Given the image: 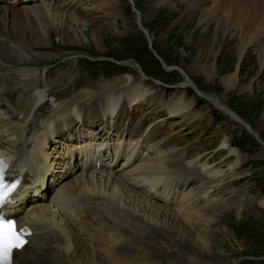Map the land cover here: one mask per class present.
<instances>
[{"label":"rangeland","instance_id":"rangeland-1","mask_svg":"<svg viewBox=\"0 0 264 264\" xmlns=\"http://www.w3.org/2000/svg\"><path fill=\"white\" fill-rule=\"evenodd\" d=\"M109 2H114V5L109 7L106 5ZM4 3H0V7L4 9L29 12L34 8L37 9V6L49 5L50 9L54 10L46 18L47 30L44 33L46 45L32 49L36 56L49 55L47 59L39 60L32 66L40 68L38 73L41 81L51 82L50 87L44 89L47 96L50 94V98L44 105H39V110L33 119L34 123L40 124L44 119L46 120L54 109L57 98L69 99L88 86L115 85V81L117 83L114 95H118L121 91L119 88L124 87L119 84L123 82L126 84V79L129 77L131 82L134 81L133 85L137 84L147 90L151 97L146 104L136 105L135 110L130 108V111L119 119L126 128H116L115 138H112L115 139V143H118L117 140L125 134L131 142H126L127 145L124 146L126 148L134 146L136 149L139 138L143 136V134L139 135L142 130L138 135H132L136 136L134 138L130 135L135 133L136 125L140 123V125L152 126L149 131L156 133L148 144L157 146H148L143 154L139 151L143 157L149 155V152L160 150V155L166 161L172 154L180 153L177 162H167L171 169L174 168L179 172H185L184 165L198 158H202L203 163L206 164L221 163L214 168L225 172L223 183L218 185L203 181L202 184L205 186L200 187L196 175L192 174L189 181H193L191 182L193 189L188 190L189 181L183 188L186 190L184 194L187 195L194 196L200 192L201 197L204 196L201 198L204 204L220 203L214 211L201 212L200 217L204 220L210 219L209 223L205 226L202 224L188 228L190 236L183 242L187 241L191 245L179 244L182 236L177 237V233L172 234L174 237L172 243L165 244L162 238L159 243L152 242L149 241L153 239L151 238L144 243H138L150 252H147V249L141 250V247L121 250L128 254L129 262L132 264L144 262L147 264H264V147L251 131L248 132L233 122L229 115H225L226 108L230 107L256 129L261 134V140H264V77L261 80L256 77L258 72L254 62L256 56L252 55L251 59L243 63V71L240 67L237 68L239 75L236 81L232 80L234 89L227 90L225 82L231 79V74L216 73L209 79L193 66L208 64L217 70L218 67L225 68L224 61L229 57L227 52L233 53L234 47H230L231 44L226 49L217 48L215 58L207 61L205 55L208 53L207 48L213 44L212 39L208 41L206 37L197 33V30L203 29V26H198V22H192V27L186 28L188 20L183 19L184 9L177 10L174 2L170 0L167 1V5L172 11L169 9L168 12L175 15L155 9L157 4L159 5V0H76L74 3L79 7L76 11L64 8L62 0H31L18 4L11 3L12 5ZM152 5L155 6L153 9ZM184 8L187 9V6ZM222 15L226 16V12ZM74 17L78 18L79 23ZM33 19L31 18L30 22L34 33L31 30L33 35L29 38L32 43H36L38 32ZM22 20L5 10L0 11V29L5 24L8 28L17 27L16 24ZM239 33L241 32L234 33L236 40H238L237 36L240 37ZM18 36L21 37V34ZM139 66L151 78L150 80L142 82V79L146 78ZM188 78L198 86V89L191 81L189 82ZM184 82H189L190 85L184 87ZM28 93L31 97L37 95L33 88L29 89ZM211 97L214 101L221 102L222 109L219 106L220 110L213 107ZM181 99L189 113H183L177 118H169L168 107L172 104L178 108ZM6 100L15 109L22 108L20 104L23 100L22 92L7 96ZM89 103L79 108L82 116L91 113ZM45 110L47 114L39 118L38 113L43 114ZM133 111L135 116L132 119ZM128 115L130 120L125 122ZM68 117H60L56 124L61 127L64 140L75 139V136L79 139L84 132L83 129L87 130L89 127L76 125ZM123 117L126 118L122 120ZM106 119V117L102 120L97 119L95 124V127L98 126L97 131H101L107 124ZM160 130L163 132L161 133ZM93 131L89 132L93 134ZM149 131L143 139L148 140ZM37 135V132L31 134V139L34 140ZM132 139H136V143H133ZM157 141L160 142V146ZM223 141H227L238 152V157L227 158L226 151H217ZM165 148L169 153H164ZM237 160L242 163L240 168L235 173L229 171V165ZM196 170L198 171V168ZM185 182L184 176H171L169 179H162L154 188L159 191L179 192ZM205 182L208 184L206 185ZM145 187L142 191L149 192L150 200L160 202L158 204L163 203L150 195L151 191H155L152 183ZM172 198L171 196V201ZM199 203L200 201L196 205ZM165 222L164 220L163 223ZM144 228L142 235L149 233L147 226ZM104 243L97 244L100 247L93 245L97 254L102 255L106 251L117 250L118 241H115L114 245L111 241Z\"/></svg>","mask_w":264,"mask_h":264},{"label":"bare ground","instance_id":"bare-ground-1","mask_svg":"<svg viewBox=\"0 0 264 264\" xmlns=\"http://www.w3.org/2000/svg\"><path fill=\"white\" fill-rule=\"evenodd\" d=\"M19 1V3H23L30 2L31 0ZM75 1L62 0V6L75 11L79 10L77 2L74 3ZM167 1L159 0V5L157 4V7L154 6L155 4L152 5V9L155 7V9L157 8L160 11L174 14L168 12L171 8L167 5ZM170 1L174 2L173 4L176 5L174 7L177 10L184 9L183 19L188 20L186 28H191L192 22H198V26H203V29L197 30V33L206 37L208 41L212 39L213 44L210 48H207L208 53L205 55L207 61L215 58L217 55L215 50L217 48L226 49L231 44L232 46L230 47H234L233 53L229 54L227 52L229 57L226 60L224 59L225 56L223 57V60H225L224 64H226L225 68L219 69L218 67L217 70L208 64H195L193 67L196 70H199L201 74L209 79L216 73H220L221 75L231 74V79H227L225 82L227 90H231L234 89L232 80L236 81L239 75L237 68L240 67V70L243 71V63L255 55L256 59L254 62H256V68L258 69L256 77L260 80L264 77V0H220L218 2L217 0ZM6 2L4 3L3 1L2 3L11 4L15 1L7 0ZM113 3L109 2L106 5L112 7ZM186 6L187 9L184 8ZM37 7V9L34 8L29 12L0 7V11L5 10L16 18L23 19L16 24L17 27L8 28L5 24L0 29V148L12 155L22 154L33 161L43 158L47 169L52 170L61 168L62 166H59L65 163L60 162L59 159H56L59 162L47 163L48 155L56 148L60 137L63 139V142L78 140L80 144L82 143V145H79V151L90 148V150H93L105 146L116 153L120 150L119 141L125 136V134H122L117 140L118 143H115V139H112L114 133L117 132L116 128L125 127V124L120 123L121 120L119 119L125 113H128L130 108L135 110L136 105L146 104L148 98L150 99L151 97L148 95L147 90L137 84L133 85L134 81L132 80L133 82H131L129 77L126 79V84L125 82L119 84L124 85V87L119 88L121 91L118 95H114L116 81L115 85L88 86L83 89L84 91L82 90L73 94L69 99L61 100L57 98L54 109H52L51 114L47 118L45 117L46 120L44 119L45 121L43 120L40 124L33 122L36 112L39 110V105L42 102V105H44L50 98V94L47 96L44 89L49 88L51 82L46 81L44 83L37 76L36 71L33 73L23 67L36 65L35 63L39 60L49 57V55L45 54L36 56L32 49L46 45L44 35L47 30L46 18L47 15H51L54 12V10L50 9L49 5ZM224 12H226V16L222 15ZM31 18H34L35 28L38 32V42L36 43H32L31 38H29L34 33L30 22ZM77 20L78 18H75V21L79 23ZM235 32L237 34L241 32L239 33L240 37L237 36L238 40L235 39ZM18 34H21V37ZM233 39L235 40L234 42ZM140 69L146 78L142 79V82L150 80L151 78L144 73L141 67ZM188 80L189 82L191 81L190 78ZM189 82H184V87L190 85ZM192 83L198 89V86L194 82ZM31 88L37 92V95L34 97L29 96L28 91ZM19 91L22 92L23 100L20 103L22 104V108L17 110L11 106L6 97L12 96L15 92ZM50 91L53 94V91ZM96 100H99V102H96ZM211 102H213V107L216 109H218V106L221 107V102L214 101L212 97ZM85 103L91 105L89 108L92 111L90 114L86 113V115L82 116L79 108L81 109ZM184 104L183 99L179 101V105L177 104L178 108H175L171 104L168 107L170 115L179 117L183 113H189ZM225 111V115H229L233 122H236L237 125L245 128L248 132H254L260 140L262 139L261 134L230 109V107L226 108ZM134 116L135 113L133 111L132 119ZM60 117H68L76 125L83 122L82 126L89 128L87 130L83 129L84 132L79 139L75 136V139L64 140L63 131L56 124L61 119ZM104 117L107 118V124L101 131H97L98 126L95 127L97 119L102 120ZM111 125L114 126V130L110 129ZM90 130H94L95 134L94 131L91 134ZM134 130L135 133H131L130 136L134 134L138 135L141 130L140 136L145 132L140 123L136 125ZM35 132L38 135L32 140L31 134ZM123 133H125V130ZM154 133L155 131H149L148 138H152ZM100 135H103L104 138L96 140L97 136ZM56 137L58 138L56 139ZM261 142L264 147V140H261ZM60 144L63 143L60 142ZM158 144L160 146V143ZM133 148L134 146L131 149L125 147L121 152L127 150L132 155L134 153ZM27 149L30 150L29 154L26 153ZM61 150L62 154L71 156L69 152ZM217 151H226L227 158L231 156L238 157V152L227 141H223ZM136 152L139 151L137 150ZM54 156L57 157L56 155ZM135 162L128 169H123L121 166H114L111 169L105 167L99 169H77L73 175L65 174L62 171L64 173L63 178L58 183L59 186L55 188L50 186L52 190L51 204L49 202L47 204H36L35 209L26 212L28 224L31 222L42 223V234L40 235L42 241L32 245V249L30 247L27 248L25 253L19 254L21 256H18L17 264H132L128 260V254L122 251L130 250V247L134 248V243H144V241L151 238L153 239L149 241L152 242L159 243L160 238H162L163 243H172L174 239L172 234L176 233L178 234L177 237L182 236L179 244L184 246L191 245L187 241L183 242L186 237L190 236L189 229L194 226H201L202 224L205 226V224L209 223L210 219L204 220L203 217H200L201 212L214 211L220 203L208 204L206 202L204 204L201 199L204 196L201 197L202 194L200 192L194 194V196L193 194L187 195L186 193L184 194L185 190L183 188L190 180L189 177L193 175H196L195 178L200 187L203 185V181L218 185L223 183L225 172L214 168L221 163L214 165L206 164L203 163L202 158H198L184 165L186 167L184 168L185 172H179L174 168L171 169V166L160 155V150L149 152V155L147 154L144 157L142 154L137 153ZM241 164L237 160L235 163L229 165L228 170L235 173ZM54 165L55 167H53ZM196 168H198V171ZM42 171L44 172V169ZM62 172H58V175L62 174ZM171 176H184L186 182L179 192L171 190L159 191L154 188L162 179H169ZM149 180H152L150 183H152V187L155 189V191L150 192V195L155 200L160 199L163 202L162 204L150 200L149 192L145 193L142 191V189L146 188L145 186L148 187V184H150L148 183ZM145 182H147V185H145ZM210 188L213 189V187ZM171 196L173 197L172 201ZM196 198L197 200H194ZM40 201L43 202L45 200ZM199 201L200 206L199 204L196 205ZM105 219L108 222H105ZM164 220L166 221L165 223H163ZM145 226L149 229V233L142 235ZM82 229L88 231L87 237L85 236L84 239L80 234ZM97 236L100 237L99 243L101 242V238L106 239L105 241H119L116 246L117 250L115 252L106 251L102 255L97 254L94 247L95 244H99L95 243ZM197 236L199 237V233ZM66 239H68V242ZM104 242L99 245L105 244ZM129 243H131V246ZM143 264L147 263L144 262Z\"/></svg>","mask_w":264,"mask_h":264},{"label":"snow or ice","instance_id":"snow-or-ice-1","mask_svg":"<svg viewBox=\"0 0 264 264\" xmlns=\"http://www.w3.org/2000/svg\"><path fill=\"white\" fill-rule=\"evenodd\" d=\"M6 165L0 159V207L8 203L17 189V182H6ZM30 231L18 228L16 221L0 216V264H14V253L24 249Z\"/></svg>","mask_w":264,"mask_h":264},{"label":"water","instance_id":"water-1","mask_svg":"<svg viewBox=\"0 0 264 264\" xmlns=\"http://www.w3.org/2000/svg\"><path fill=\"white\" fill-rule=\"evenodd\" d=\"M253 134H254V132H253ZM254 135L258 138L259 141H261V140L259 139V137H258L256 134H254Z\"/></svg>","mask_w":264,"mask_h":264}]
</instances>
